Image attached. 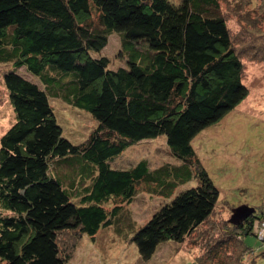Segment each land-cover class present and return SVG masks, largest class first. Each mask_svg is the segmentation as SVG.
I'll return each instance as SVG.
<instances>
[{
  "label": "trees",
  "instance_id": "16d2710c",
  "mask_svg": "<svg viewBox=\"0 0 264 264\" xmlns=\"http://www.w3.org/2000/svg\"><path fill=\"white\" fill-rule=\"evenodd\" d=\"M229 3L242 25L264 32V0H0V66L11 65L2 78L15 114L0 138V264H67L63 234L95 240L112 230L144 261L187 239L199 248L194 264L264 257V239L258 254L246 242L261 238L264 202L222 204L254 211L214 236L220 189L194 145L249 92ZM112 36L121 39L117 68L101 55ZM51 98L95 122L80 142L64 135ZM162 136L173 162H120ZM141 193L163 201L133 226L128 210Z\"/></svg>",
  "mask_w": 264,
  "mask_h": 264
},
{
  "label": "rangeland",
  "instance_id": "374dc122",
  "mask_svg": "<svg viewBox=\"0 0 264 264\" xmlns=\"http://www.w3.org/2000/svg\"><path fill=\"white\" fill-rule=\"evenodd\" d=\"M233 8L236 9L234 6ZM223 9L229 15V27L235 37L238 53L245 62V83L249 92L236 111L194 140L205 168L220 189L218 210L221 212L218 211L214 216L213 231L214 236L219 239H223V232L229 229L227 223L230 224L229 220L233 214L223 211L225 206L222 204L233 208L241 204L261 206L264 202V32L255 34L256 22L242 25L241 18L244 19L245 15L234 13L231 3L224 5ZM249 27H252L250 31ZM120 51V37L112 36L101 55L107 56L112 61L111 66L117 68L124 65L119 57ZM9 67L11 65L0 66V138L15 120L2 78L3 70ZM20 72L43 87L41 81L29 74L25 68L20 69ZM51 101L59 117L58 121L64 129V135L72 142H80L83 139L81 134L87 133L96 125L88 114L74 110L59 99L51 98ZM163 137L145 140L133 146L120 162L125 165L135 164L143 157H147L150 164L156 167L173 162ZM190 184L193 186L196 182ZM162 201L157 195L139 194L128 210L133 226L146 222ZM257 224L261 238L251 236L246 242L258 254L263 251L261 240L264 239V220L258 221ZM121 235L116 230L104 231L92 240L87 236L63 234L60 238L62 246L64 251L70 254L67 264H194L193 260L199 257V248H195L187 239L183 243H161L154 256L144 261L137 246L134 243L128 245ZM235 257L233 256L231 261H234ZM258 259L255 264H264L263 256L259 254Z\"/></svg>",
  "mask_w": 264,
  "mask_h": 264
},
{
  "label": "water",
  "instance_id": "95a60500",
  "mask_svg": "<svg viewBox=\"0 0 264 264\" xmlns=\"http://www.w3.org/2000/svg\"><path fill=\"white\" fill-rule=\"evenodd\" d=\"M253 211H254L253 208H249L246 205H242L237 208H234L233 214L229 221L230 223L237 225L241 223L243 220H245L249 215H251Z\"/></svg>",
  "mask_w": 264,
  "mask_h": 264
}]
</instances>
